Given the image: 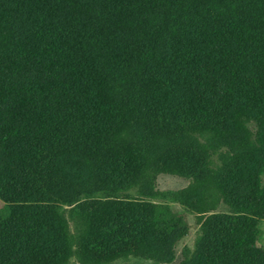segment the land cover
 Masks as SVG:
<instances>
[{"label":"trees","instance_id":"1","mask_svg":"<svg viewBox=\"0 0 264 264\" xmlns=\"http://www.w3.org/2000/svg\"><path fill=\"white\" fill-rule=\"evenodd\" d=\"M263 172L264 0H0V264H264Z\"/></svg>","mask_w":264,"mask_h":264},{"label":"rangeland","instance_id":"2","mask_svg":"<svg viewBox=\"0 0 264 264\" xmlns=\"http://www.w3.org/2000/svg\"><path fill=\"white\" fill-rule=\"evenodd\" d=\"M201 140L205 141L204 138ZM220 152V150H219ZM262 180L264 182V172L262 174ZM188 182H186L183 178L175 176V175H168V174H158L155 180V188L158 190L162 195H157L154 198H151L153 202L156 203H166L171 205L178 213H180L187 226H188V233L185 238L180 242L179 249L182 247L189 246L190 248L193 247L194 239L196 237V214L189 213L187 210L184 209L179 203L172 202L169 197L164 196V192L167 191H175L178 189H183L186 187ZM137 195L136 192H129V194ZM6 207L0 203V210L2 211L3 215L7 212ZM2 215V216H3ZM72 228V226H71ZM256 246L260 249L264 250V220H261L258 224V234L255 239ZM180 256L177 257V260L174 264H178ZM65 264H79L74 257H70ZM85 264V263H83ZM107 264H154L153 261L147 260L142 257H137L132 254L123 255L120 257L115 258L113 261Z\"/></svg>","mask_w":264,"mask_h":264}]
</instances>
